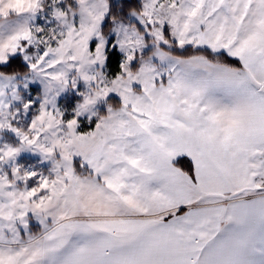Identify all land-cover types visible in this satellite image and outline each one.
Wrapping results in <instances>:
<instances>
[{
    "label": "snow or ice",
    "instance_id": "6c2138e0",
    "mask_svg": "<svg viewBox=\"0 0 264 264\" xmlns=\"http://www.w3.org/2000/svg\"><path fill=\"white\" fill-rule=\"evenodd\" d=\"M0 264H264V0H0Z\"/></svg>",
    "mask_w": 264,
    "mask_h": 264
},
{
    "label": "rangeland",
    "instance_id": "374dc122",
    "mask_svg": "<svg viewBox=\"0 0 264 264\" xmlns=\"http://www.w3.org/2000/svg\"><path fill=\"white\" fill-rule=\"evenodd\" d=\"M181 161H186V165H188V159L187 158H183V159H181ZM178 166H180V167H183V166H181L180 164L178 165ZM186 168V167H185Z\"/></svg>",
    "mask_w": 264,
    "mask_h": 264
},
{
    "label": "trees",
    "instance_id": "16d2710c",
    "mask_svg": "<svg viewBox=\"0 0 264 264\" xmlns=\"http://www.w3.org/2000/svg\"><path fill=\"white\" fill-rule=\"evenodd\" d=\"M181 166H183V167H187V165H186V161L184 162V161H180V163H179Z\"/></svg>",
    "mask_w": 264,
    "mask_h": 264
}]
</instances>
